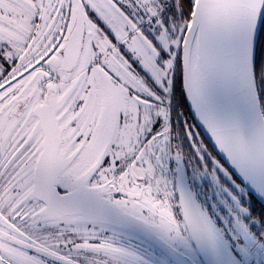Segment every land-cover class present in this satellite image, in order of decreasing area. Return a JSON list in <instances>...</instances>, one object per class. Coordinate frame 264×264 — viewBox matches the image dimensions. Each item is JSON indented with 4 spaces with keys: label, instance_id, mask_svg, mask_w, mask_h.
<instances>
[{
    "label": "snow or ice",
    "instance_id": "6c2138e0",
    "mask_svg": "<svg viewBox=\"0 0 264 264\" xmlns=\"http://www.w3.org/2000/svg\"><path fill=\"white\" fill-rule=\"evenodd\" d=\"M253 196L264 0H0V264H264Z\"/></svg>",
    "mask_w": 264,
    "mask_h": 264
},
{
    "label": "flooded vegetation",
    "instance_id": "af4514ba",
    "mask_svg": "<svg viewBox=\"0 0 264 264\" xmlns=\"http://www.w3.org/2000/svg\"><path fill=\"white\" fill-rule=\"evenodd\" d=\"M185 100H186V99H185ZM186 106H187L186 108L184 107V108L180 109V111H185V112H187V111H188V105L186 104ZM182 119H188L189 122H191V123H195V121L191 119V116H185V117H183ZM195 130L198 131V132H200L199 128H197V129H195ZM200 133H201V132H200ZM201 134H202V133H201ZM201 139H203V140L205 141V144L210 145V144L206 141V139L204 138L203 135H201ZM185 151H186V152H187V151H190V149H188V148L186 147V148H185ZM213 154L216 155V152L214 151ZM218 158H219V156H218ZM209 195H211V193H209ZM210 202H211V201H210ZM251 203H252L253 209H254V211H255L256 214H259L260 212H264V206H263L261 203H258V202L256 201V198H255L254 196L252 197Z\"/></svg>",
    "mask_w": 264,
    "mask_h": 264
},
{
    "label": "water",
    "instance_id": "95a60500",
    "mask_svg": "<svg viewBox=\"0 0 264 264\" xmlns=\"http://www.w3.org/2000/svg\"><path fill=\"white\" fill-rule=\"evenodd\" d=\"M186 99V97H185ZM195 121V120H194ZM195 123H198V121H195ZM200 132L202 133V135L204 136V138L206 139V141L210 144V146L212 145V141L210 140L209 134L206 132L205 129H203L202 127L199 128ZM218 151V150H217ZM216 152V151H215ZM217 154V152H216ZM263 206H264V200H260L258 197L254 196Z\"/></svg>",
    "mask_w": 264,
    "mask_h": 264
},
{
    "label": "trees",
    "instance_id": "16d2710c",
    "mask_svg": "<svg viewBox=\"0 0 264 264\" xmlns=\"http://www.w3.org/2000/svg\"><path fill=\"white\" fill-rule=\"evenodd\" d=\"M178 88H179V86H180V81L178 80ZM187 106L185 105V108H186ZM256 201L258 202V203H260L257 199H256Z\"/></svg>",
    "mask_w": 264,
    "mask_h": 264
},
{
    "label": "rangeland",
    "instance_id": "374dc122",
    "mask_svg": "<svg viewBox=\"0 0 264 264\" xmlns=\"http://www.w3.org/2000/svg\"><path fill=\"white\" fill-rule=\"evenodd\" d=\"M211 203V202H210Z\"/></svg>",
    "mask_w": 264,
    "mask_h": 264
}]
</instances>
